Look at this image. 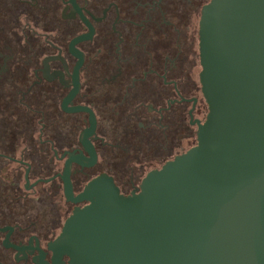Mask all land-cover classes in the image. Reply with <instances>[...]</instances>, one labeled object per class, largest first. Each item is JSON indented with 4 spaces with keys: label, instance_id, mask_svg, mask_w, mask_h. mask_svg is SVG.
I'll return each instance as SVG.
<instances>
[{
    "label": "flooded vegetation",
    "instance_id": "1",
    "mask_svg": "<svg viewBox=\"0 0 264 264\" xmlns=\"http://www.w3.org/2000/svg\"><path fill=\"white\" fill-rule=\"evenodd\" d=\"M209 2L0 0V264H68L49 246L87 203L67 175L129 196L197 145Z\"/></svg>",
    "mask_w": 264,
    "mask_h": 264
},
{
    "label": "water",
    "instance_id": "2",
    "mask_svg": "<svg viewBox=\"0 0 264 264\" xmlns=\"http://www.w3.org/2000/svg\"><path fill=\"white\" fill-rule=\"evenodd\" d=\"M208 113L197 145L132 195L101 175L50 244L68 264H264V0H210L199 23ZM69 171V168L67 169Z\"/></svg>",
    "mask_w": 264,
    "mask_h": 264
},
{
    "label": "rangeland",
    "instance_id": "3",
    "mask_svg": "<svg viewBox=\"0 0 264 264\" xmlns=\"http://www.w3.org/2000/svg\"><path fill=\"white\" fill-rule=\"evenodd\" d=\"M200 70H201V68H200Z\"/></svg>",
    "mask_w": 264,
    "mask_h": 264
}]
</instances>
